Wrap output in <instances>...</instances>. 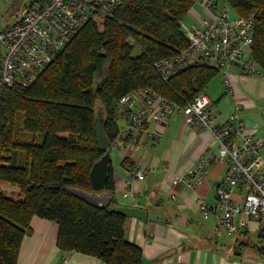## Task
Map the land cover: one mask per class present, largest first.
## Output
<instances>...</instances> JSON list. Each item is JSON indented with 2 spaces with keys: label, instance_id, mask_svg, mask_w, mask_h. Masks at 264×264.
Wrapping results in <instances>:
<instances>
[{
  "label": "trees",
  "instance_id": "1",
  "mask_svg": "<svg viewBox=\"0 0 264 264\" xmlns=\"http://www.w3.org/2000/svg\"><path fill=\"white\" fill-rule=\"evenodd\" d=\"M198 1L120 0L111 14L94 11L31 83L3 88L0 183L19 192L13 197L0 189V264H18L34 217L59 225L57 246L63 252L107 264H143L142 249L126 239L127 216L111 209L118 205L111 166L107 208L90 205L65 187L93 190L90 173L105 154L95 134L100 108L112 142L119 136L116 108L123 95L149 88L186 106L220 73L197 64L166 82L154 65L187 49L182 22ZM217 1L253 22L251 58L264 72V0Z\"/></svg>",
  "mask_w": 264,
  "mask_h": 264
},
{
  "label": "crops",
  "instance_id": "2",
  "mask_svg": "<svg viewBox=\"0 0 264 264\" xmlns=\"http://www.w3.org/2000/svg\"><path fill=\"white\" fill-rule=\"evenodd\" d=\"M207 16L198 1L185 23L200 26ZM229 77L232 86L219 73L205 89L212 111L218 114L217 125L229 124L236 113L234 124H244L257 141L264 142V75L248 76L231 67ZM161 133L148 145L126 142L111 152L118 206L145 212L144 217L127 216L125 224L126 239L142 249L143 264H264V219H247L239 236L220 226L217 186L224 180L226 165L215 158L219 143L212 130L195 128L182 113H176ZM262 152L264 156V147ZM202 157H207L208 177L191 188L184 178ZM134 168L144 171L143 180L137 179ZM243 195L244 191L236 190L233 198L242 203ZM201 200L208 211L201 210ZM31 227L18 264H60L63 260L65 264H107L87 254L61 251L59 225L54 221L34 217Z\"/></svg>",
  "mask_w": 264,
  "mask_h": 264
},
{
  "label": "built area",
  "instance_id": "3",
  "mask_svg": "<svg viewBox=\"0 0 264 264\" xmlns=\"http://www.w3.org/2000/svg\"><path fill=\"white\" fill-rule=\"evenodd\" d=\"M120 0H37L12 25L0 28V93L16 82L31 83L37 72L45 68L53 56L71 40L73 35L97 11L111 14ZM208 16L200 26L182 24L188 47L175 56L155 62L159 76L166 82L182 70L197 64L216 68L228 86H232L229 69L237 67L248 76L264 75L251 58L253 22L233 16L230 7L217 0H199ZM229 8V9H228ZM176 113H182L195 128L212 130L219 143V156L226 165L224 180L217 186L218 220L232 236L240 235L247 219H264V142L255 139L254 132L244 124L218 126V114L211 109V100L201 92L186 106L174 103L146 88L127 93L117 102L116 114L119 136L110 149L141 145L156 140L162 128ZM143 140H146L144 143ZM139 180L144 171L134 168ZM207 157H202L184 178L187 186L196 188L208 177ZM244 191L243 202L233 196ZM129 192L124 193L128 196ZM200 208L208 211L204 200ZM240 216H245L243 219ZM63 260L60 264H65Z\"/></svg>",
  "mask_w": 264,
  "mask_h": 264
},
{
  "label": "water",
  "instance_id": "4",
  "mask_svg": "<svg viewBox=\"0 0 264 264\" xmlns=\"http://www.w3.org/2000/svg\"><path fill=\"white\" fill-rule=\"evenodd\" d=\"M106 118L104 111L100 108L97 112L95 120V134L97 143L100 149L105 151V154L94 164L90 179L92 184V191H86L80 188L66 186L65 190L73 195L85 200L90 205L98 208H107L110 206L111 193L105 189L108 178L109 169L112 162V150L109 148L111 141L109 140L105 131ZM56 188V187H54ZM111 209L124 213L126 216L144 217V211L127 206H112Z\"/></svg>",
  "mask_w": 264,
  "mask_h": 264
},
{
  "label": "rangeland",
  "instance_id": "5",
  "mask_svg": "<svg viewBox=\"0 0 264 264\" xmlns=\"http://www.w3.org/2000/svg\"><path fill=\"white\" fill-rule=\"evenodd\" d=\"M30 3L31 0H0V28L7 27L15 23L21 17V15L26 11V8L30 5ZM219 5L223 6L221 4V1H219ZM183 23H185V19L182 22V24ZM128 42L131 43L132 40H128ZM139 51H140L139 48H136L134 53L137 54L139 53ZM6 185L12 187L9 184L0 183V189L4 190L5 193H7L8 195L17 197L19 191L15 187H12L15 189L5 187Z\"/></svg>",
  "mask_w": 264,
  "mask_h": 264
}]
</instances>
